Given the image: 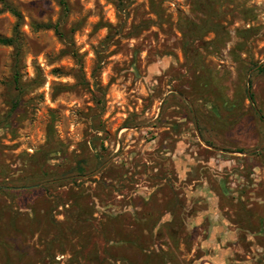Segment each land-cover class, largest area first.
I'll use <instances>...</instances> for the list:
<instances>
[{
  "label": "rangeland",
  "instance_id": "obj_1",
  "mask_svg": "<svg viewBox=\"0 0 264 264\" xmlns=\"http://www.w3.org/2000/svg\"><path fill=\"white\" fill-rule=\"evenodd\" d=\"M16 33L0 264H264V0H0Z\"/></svg>",
  "mask_w": 264,
  "mask_h": 264
},
{
  "label": "trees",
  "instance_id": "obj_2",
  "mask_svg": "<svg viewBox=\"0 0 264 264\" xmlns=\"http://www.w3.org/2000/svg\"><path fill=\"white\" fill-rule=\"evenodd\" d=\"M62 1V0H61ZM13 12L18 15L17 11L15 9H13ZM40 26H43V27H55V25L53 24H49V23H46V24H41ZM0 42L3 43V44H8V45H13L16 47V64H15V68H14V74H13V79H14V82L16 83V85H19V81H20V70L18 68V64L20 63V60H21V42L19 40V35L16 33L14 34L12 37H0ZM258 69L260 71H263L264 70V67H262V65H260V67H258ZM248 96L250 98V100L252 102L255 101V96H254V93L252 92L251 89L248 90ZM258 113L260 114L262 120L264 121V115L263 113L258 109Z\"/></svg>",
  "mask_w": 264,
  "mask_h": 264
}]
</instances>
